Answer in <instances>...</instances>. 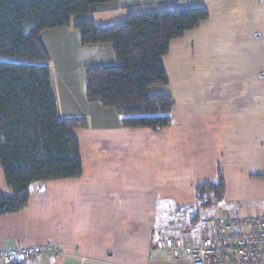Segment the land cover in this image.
I'll return each mask as SVG.
<instances>
[{
    "label": "crops",
    "instance_id": "crops-1",
    "mask_svg": "<svg viewBox=\"0 0 264 264\" xmlns=\"http://www.w3.org/2000/svg\"><path fill=\"white\" fill-rule=\"evenodd\" d=\"M196 7L209 19L171 41L163 57L169 83L148 89L173 97L170 126L126 128L115 108L88 100L86 68L117 60L111 43L83 45L78 21L107 27L134 12ZM41 41L59 117L87 123L71 129L83 174L33 183L28 205L0 216V249L60 248L24 264H193L157 240L197 245L208 218L264 214V0H117ZM220 175L223 200L192 224L195 185Z\"/></svg>",
    "mask_w": 264,
    "mask_h": 264
},
{
    "label": "trees",
    "instance_id": "trees-1",
    "mask_svg": "<svg viewBox=\"0 0 264 264\" xmlns=\"http://www.w3.org/2000/svg\"><path fill=\"white\" fill-rule=\"evenodd\" d=\"M117 0H0V166L11 192L0 190V216L24 209L36 182L77 178L83 174L81 147L72 128L83 120L59 117L51 88L49 55L42 33L72 26L75 15L99 10ZM206 8L134 12L126 21L98 27L93 20L75 24L83 45L111 43L117 64L86 68V95L115 108L126 128L160 130L173 122L174 99L149 94L167 85L163 57L171 41L209 19ZM197 206L192 224L223 200L225 183L195 185ZM26 257L10 264H24Z\"/></svg>",
    "mask_w": 264,
    "mask_h": 264
},
{
    "label": "built area",
    "instance_id": "built-area-1",
    "mask_svg": "<svg viewBox=\"0 0 264 264\" xmlns=\"http://www.w3.org/2000/svg\"><path fill=\"white\" fill-rule=\"evenodd\" d=\"M239 221L218 215L202 222V237L197 245H182L172 236L157 240V246L172 252L186 251L193 264H264V214ZM240 224H248L241 230ZM56 246L0 249V263L10 264L20 257L57 255Z\"/></svg>",
    "mask_w": 264,
    "mask_h": 264
},
{
    "label": "rangeland",
    "instance_id": "rangeland-1",
    "mask_svg": "<svg viewBox=\"0 0 264 264\" xmlns=\"http://www.w3.org/2000/svg\"><path fill=\"white\" fill-rule=\"evenodd\" d=\"M0 190L8 191V185L6 183L4 172L1 166H0Z\"/></svg>",
    "mask_w": 264,
    "mask_h": 264
}]
</instances>
